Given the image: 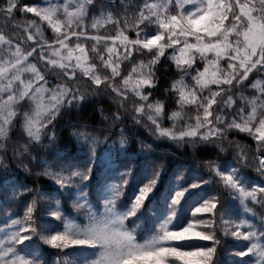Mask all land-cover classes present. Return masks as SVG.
I'll list each match as a JSON object with an SVG mask.
<instances>
[{
  "label": "snow or ice",
  "instance_id": "snow-or-ice-1",
  "mask_svg": "<svg viewBox=\"0 0 264 264\" xmlns=\"http://www.w3.org/2000/svg\"><path fill=\"white\" fill-rule=\"evenodd\" d=\"M0 264H264V0H0Z\"/></svg>",
  "mask_w": 264,
  "mask_h": 264
},
{
  "label": "trees",
  "instance_id": "trees-1",
  "mask_svg": "<svg viewBox=\"0 0 264 264\" xmlns=\"http://www.w3.org/2000/svg\"><path fill=\"white\" fill-rule=\"evenodd\" d=\"M90 113H91V110L89 109L88 112L86 113V115H90ZM73 122H75V121H73ZM95 123H97V124L99 123V115L95 116ZM141 133H142V136L145 139H147L149 143H151V141L154 139L153 137H151L149 135V133L147 131H144L143 129H141ZM242 142L243 143H250V141H247V140H242ZM156 143L161 145V147L159 148V152L163 153V152L167 151L171 154L170 158H171L173 167H176L179 164H184L186 161H190L192 159L191 154L181 155V153H179V152H173L171 147L166 146V142L157 140ZM137 147H138V145H137ZM102 150H103V146L101 145V151ZM193 167H195V165H193ZM246 171H248V174L250 176H255L254 172H252L250 170H246ZM42 183H43V181H42ZM256 211H257V214H260V212H261L260 209H256Z\"/></svg>",
  "mask_w": 264,
  "mask_h": 264
}]
</instances>
